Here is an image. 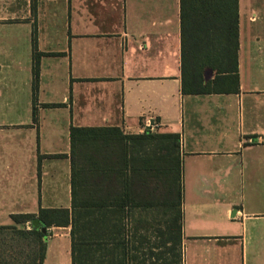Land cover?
Wrapping results in <instances>:
<instances>
[{
    "label": "crops",
    "instance_id": "crops-1",
    "mask_svg": "<svg viewBox=\"0 0 264 264\" xmlns=\"http://www.w3.org/2000/svg\"><path fill=\"white\" fill-rule=\"evenodd\" d=\"M239 41L238 93L184 95L181 0H0V113L16 118L0 122V228L29 232L13 216L71 209V126L175 133L193 179L183 264H264V0H239ZM168 219L161 207L132 212L127 264H163ZM46 230L43 264H73L72 227ZM2 236L0 264L35 254L34 236Z\"/></svg>",
    "mask_w": 264,
    "mask_h": 264
},
{
    "label": "trees",
    "instance_id": "trees-1",
    "mask_svg": "<svg viewBox=\"0 0 264 264\" xmlns=\"http://www.w3.org/2000/svg\"><path fill=\"white\" fill-rule=\"evenodd\" d=\"M182 93L184 95L230 94L240 91L239 0H181ZM33 65L34 121L39 88V60ZM55 107V105H47ZM71 209H41L39 214L15 215L19 224L32 222V231L12 228L18 242L34 236L35 254L25 264H43L46 242L43 229L72 227L73 264H127L137 251L125 220L136 209L171 213L166 231L171 246L162 243L183 264V176L179 134L126 135L119 128H70ZM67 157V155L47 156ZM171 228V229H170ZM5 236L0 241L5 243ZM27 238V239H26ZM2 243V245H3ZM29 243V246H32ZM33 247V246H32ZM38 248V249H37ZM164 250V249H163ZM0 261L6 262L4 258ZM173 260L172 263H174Z\"/></svg>",
    "mask_w": 264,
    "mask_h": 264
},
{
    "label": "rangeland",
    "instance_id": "rangeland-1",
    "mask_svg": "<svg viewBox=\"0 0 264 264\" xmlns=\"http://www.w3.org/2000/svg\"><path fill=\"white\" fill-rule=\"evenodd\" d=\"M13 116L11 114L4 115L0 113V122L8 123L10 121L16 120V118H12ZM193 179L192 177H188V174L184 175L183 173V189L184 193L186 191V195L189 194V190L192 187ZM165 220V217L163 218V221Z\"/></svg>",
    "mask_w": 264,
    "mask_h": 264
},
{
    "label": "water",
    "instance_id": "water-1",
    "mask_svg": "<svg viewBox=\"0 0 264 264\" xmlns=\"http://www.w3.org/2000/svg\"><path fill=\"white\" fill-rule=\"evenodd\" d=\"M46 231H47L46 228H44V229H43V232H46Z\"/></svg>",
    "mask_w": 264,
    "mask_h": 264
}]
</instances>
